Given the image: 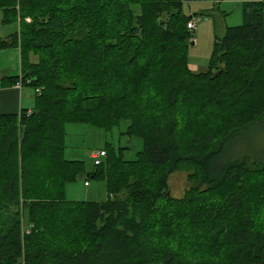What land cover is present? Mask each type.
<instances>
[{
	"label": "trees",
	"instance_id": "1",
	"mask_svg": "<svg viewBox=\"0 0 264 264\" xmlns=\"http://www.w3.org/2000/svg\"><path fill=\"white\" fill-rule=\"evenodd\" d=\"M186 3L0 0L17 26L0 48L19 47L39 90L32 111H0V264H264V2L242 4L202 73ZM124 122L134 160L110 144L91 172L65 158L69 124ZM82 176L107 199L68 200Z\"/></svg>",
	"mask_w": 264,
	"mask_h": 264
},
{
	"label": "rangeland",
	"instance_id": "2",
	"mask_svg": "<svg viewBox=\"0 0 264 264\" xmlns=\"http://www.w3.org/2000/svg\"><path fill=\"white\" fill-rule=\"evenodd\" d=\"M184 12L193 15V18L198 20L196 29L192 31V45L189 48L188 56L189 68L193 73L206 72L209 70L215 36H223L226 26L235 27L243 23L242 4L227 0H193L184 5ZM16 30L15 24H4L0 15V36L2 34L10 35ZM32 89L35 91L34 88ZM126 127L127 122H124L120 129L105 132L86 123L69 124L66 128L65 158L84 161L87 172H91L95 167V159L91 155L106 150V145L110 144L117 151L120 147H125L124 158L134 160L137 153L143 148V143L136 137L128 141V138L121 136V132ZM253 135L264 145V121L253 131ZM262 145L258 144V147L264 150ZM89 182L92 184L91 188H86L84 178L68 185L66 198L74 201L86 200L85 194L88 189L100 185L95 180H89ZM169 185L172 196L183 197L189 187L187 174L185 172L171 174ZM80 193L81 195H79Z\"/></svg>",
	"mask_w": 264,
	"mask_h": 264
},
{
	"label": "crops",
	"instance_id": "3",
	"mask_svg": "<svg viewBox=\"0 0 264 264\" xmlns=\"http://www.w3.org/2000/svg\"><path fill=\"white\" fill-rule=\"evenodd\" d=\"M238 4L245 2H264L260 0H227ZM218 2V1H216ZM221 2V1H220ZM219 2V3H220ZM228 26H226L227 28ZM225 31H223L224 33ZM9 34H2L0 39L6 41ZM22 61L19 47L11 46L0 48V111L3 114H20L23 110L32 111L36 103V93L33 87L22 83ZM94 153L91 155L93 158ZM89 183L85 186L91 188L92 184L87 181L85 176L78 178ZM100 185L93 189H88L85 197L86 200L102 202L107 199L106 185L104 182L98 181ZM81 195V193L79 194ZM74 201V200H70Z\"/></svg>",
	"mask_w": 264,
	"mask_h": 264
},
{
	"label": "built area",
	"instance_id": "4",
	"mask_svg": "<svg viewBox=\"0 0 264 264\" xmlns=\"http://www.w3.org/2000/svg\"><path fill=\"white\" fill-rule=\"evenodd\" d=\"M193 0H186V2H191ZM197 19L192 18V20L188 23V29L190 31H194L196 29L197 26ZM39 92V90H38ZM107 157V153L105 150H101L98 153H96L95 155H93V158L95 159V165H101L104 160ZM89 183L87 182L86 185H88Z\"/></svg>",
	"mask_w": 264,
	"mask_h": 264
}]
</instances>
